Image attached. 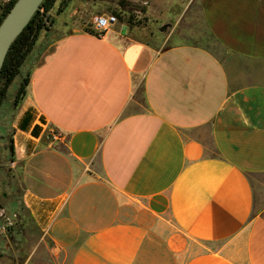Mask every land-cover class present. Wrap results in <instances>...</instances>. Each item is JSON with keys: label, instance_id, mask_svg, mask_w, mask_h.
<instances>
[{"label": "crops", "instance_id": "1", "mask_svg": "<svg viewBox=\"0 0 264 264\" xmlns=\"http://www.w3.org/2000/svg\"><path fill=\"white\" fill-rule=\"evenodd\" d=\"M107 1H57L0 105L43 264H264V0L86 32Z\"/></svg>", "mask_w": 264, "mask_h": 264}, {"label": "rangeland", "instance_id": "2", "mask_svg": "<svg viewBox=\"0 0 264 264\" xmlns=\"http://www.w3.org/2000/svg\"><path fill=\"white\" fill-rule=\"evenodd\" d=\"M7 1L1 0L0 4L3 5ZM188 2L189 0H108L101 8H104L103 14H116L117 23L128 27L141 28L150 24L152 26L154 23L156 28L160 26L158 13L164 11L169 13L168 15H173L175 22V18L185 11ZM70 10L71 8L65 12V15L56 18L55 28L64 21ZM23 72L24 67L21 69V75H24ZM21 75L16 77L9 87L5 106L12 102ZM1 138L0 133V264H43L42 254L46 244L42 243L38 232L28 228L20 217L22 185L7 171L8 161L1 155L3 149ZM34 247L35 257L29 261L28 255Z\"/></svg>", "mask_w": 264, "mask_h": 264}, {"label": "trees", "instance_id": "3", "mask_svg": "<svg viewBox=\"0 0 264 264\" xmlns=\"http://www.w3.org/2000/svg\"><path fill=\"white\" fill-rule=\"evenodd\" d=\"M15 1L16 0H8L5 4H0V23L2 22L8 11L11 9ZM57 1H60L57 10V12L60 13L67 7L70 0H44L38 12H36V14L32 17L28 25L24 28L21 34L15 39L13 44L10 46V49L6 55L0 73V105L6 98L8 89L15 80V78L21 75V69L27 57L34 49L39 35L42 31H48L50 29L52 23L50 12ZM85 30L88 33L95 34V32L90 28V26L86 27ZM21 78L22 79L15 94L14 105H16L24 96L25 88L29 82V76L27 74L21 75ZM9 150L10 153L13 154L12 138H10L9 141ZM7 171L11 173L8 167ZM8 172H6L7 175Z\"/></svg>", "mask_w": 264, "mask_h": 264}, {"label": "water", "instance_id": "4", "mask_svg": "<svg viewBox=\"0 0 264 264\" xmlns=\"http://www.w3.org/2000/svg\"><path fill=\"white\" fill-rule=\"evenodd\" d=\"M43 1L16 0L0 23V73L10 46L38 12Z\"/></svg>", "mask_w": 264, "mask_h": 264}, {"label": "built area", "instance_id": "5", "mask_svg": "<svg viewBox=\"0 0 264 264\" xmlns=\"http://www.w3.org/2000/svg\"><path fill=\"white\" fill-rule=\"evenodd\" d=\"M117 23V17L114 14H103L96 15L92 17L91 20V28L92 30L100 36L103 32H105L109 26H112ZM46 141L49 144H57L62 143L65 144L66 140L63 137V134L56 130H47L45 133ZM1 215V214H0Z\"/></svg>", "mask_w": 264, "mask_h": 264}]
</instances>
